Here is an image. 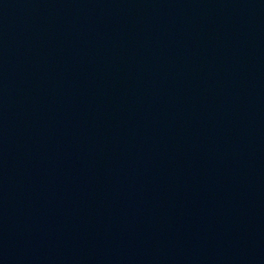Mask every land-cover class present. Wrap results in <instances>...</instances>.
<instances>
[{"label": "water", "instance_id": "water-1", "mask_svg": "<svg viewBox=\"0 0 264 264\" xmlns=\"http://www.w3.org/2000/svg\"><path fill=\"white\" fill-rule=\"evenodd\" d=\"M0 264H264V0H0Z\"/></svg>", "mask_w": 264, "mask_h": 264}]
</instances>
